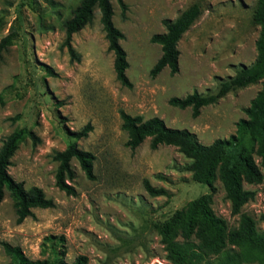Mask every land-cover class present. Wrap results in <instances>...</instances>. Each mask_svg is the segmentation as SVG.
<instances>
[{
  "label": "rangeland",
  "instance_id": "1",
  "mask_svg": "<svg viewBox=\"0 0 264 264\" xmlns=\"http://www.w3.org/2000/svg\"><path fill=\"white\" fill-rule=\"evenodd\" d=\"M79 0H0V38L14 32L15 38L0 55V141L15 128L26 132L10 157L8 174L23 187L42 189L53 206L32 208V215L15 221L7 192L0 201V240L17 245L29 259L44 264H73L84 256V264H172L166 258L157 225L172 226L175 212L208 192L196 183L188 163L176 147L160 144L150 148L149 138L134 149L124 145L119 111L142 119L158 116L169 127L185 128L197 141L209 144L227 138L234 123L244 117L243 109L260 88L256 82L236 89L191 116L189 108L170 106L171 96L212 90L216 78L231 76L239 65L254 56L258 26L251 19L256 0H122L121 9L111 0L112 23L123 34L119 40L127 61L125 74L130 87L114 77L112 52L99 22L97 8L91 20L71 35L78 59L62 45L63 21ZM191 4L199 14L177 41L178 69L170 74L164 67L155 76L149 70L160 55L159 45L149 41L162 32L161 20H173ZM54 75H48L45 68ZM16 116L14 121L8 117ZM88 123L86 136L71 133ZM75 141L93 155V179H88L75 159L70 160L74 195L54 185L55 151ZM1 143V142H0ZM258 164V158L254 156ZM260 183H243L254 191L240 208L264 235V167ZM147 179L163 187L166 195L149 196L143 189ZM210 208L236 228L239 214H231L221 183H213ZM172 228V227H171ZM178 250L200 253L197 264H264V251L246 245H230L218 254H201L197 240L173 238ZM8 257L0 248V263Z\"/></svg>",
  "mask_w": 264,
  "mask_h": 264
},
{
  "label": "trees",
  "instance_id": "2",
  "mask_svg": "<svg viewBox=\"0 0 264 264\" xmlns=\"http://www.w3.org/2000/svg\"><path fill=\"white\" fill-rule=\"evenodd\" d=\"M115 1L121 9L125 7L122 0ZM95 8L99 13V22L107 43L106 49L113 55L114 77L121 85L130 87L125 74L128 66L126 56L119 43L123 34L112 23L111 0H79L72 9L70 17L63 21L62 45L66 47L71 58L78 59L70 43L71 35L91 20ZM198 14V5L191 4L173 20H161L164 30L153 33L149 37V41L159 45L160 49L159 57L149 70L150 76H155L164 67L170 74L177 72L179 55L177 41ZM251 19L258 26V32L254 40L255 56L249 64L239 65L227 78H216V84L212 90L207 89L202 93L192 91L182 97L171 96L167 99L170 106L180 109L189 108L191 116L195 117L201 107L215 103L229 92L259 82L260 88L243 109L245 116L236 120L234 132L227 138H216L209 144H202L189 130L169 127L158 116L142 119L139 115L119 111L120 128L126 133L125 146L134 149L147 137L150 148L160 144L174 146L189 160L182 169L190 172L191 179L196 183L208 186L206 194L191 200L175 212L172 228H168L166 224L156 226L161 235L160 241L164 244L166 258L172 264H197L200 260V253L189 251L188 254H184L179 251L177 242L173 241L176 236H180L184 242H187L191 236L194 237L201 254H218L227 244L246 245L248 248L264 251V235H256L252 218L240 212L241 206L254 196V191L245 189L243 183L256 184L263 179L259 167H264V0H256ZM15 35L11 31L0 38V55L12 43ZM45 71L48 75H54L48 67ZM3 104L4 99L0 93V106ZM7 119L14 121L16 116ZM89 130L90 125L86 123L79 130L72 132L71 136L79 139L86 136ZM25 132L32 143H35L36 136L23 128L13 129L0 141V201L7 192L17 223L31 216L32 208L53 206L52 200L44 195L40 187L32 185L25 188L20 181H15L7 172L9 159ZM253 155L258 158V164ZM52 158L57 163L54 185L67 195L75 193L69 183L73 178L71 159L77 161L88 179L94 177L93 155L78 148L75 141L68 142L62 150L55 151ZM216 179L221 183L224 197L229 202L230 213L239 214L236 228H227L225 220L216 216L210 208L212 194L215 191L213 183ZM142 185L149 196L167 194L163 187H154L147 179L142 180ZM259 217L264 221V213H261ZM0 248L8 257V261L0 264H44V260L29 259L17 245L0 240ZM84 262V256H78L73 264H84Z\"/></svg>",
  "mask_w": 264,
  "mask_h": 264
}]
</instances>
